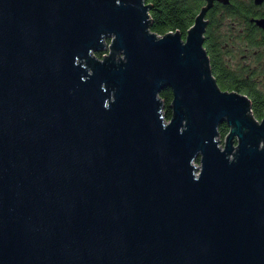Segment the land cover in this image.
<instances>
[{
	"label": "water",
	"instance_id": "1",
	"mask_svg": "<svg viewBox=\"0 0 264 264\" xmlns=\"http://www.w3.org/2000/svg\"><path fill=\"white\" fill-rule=\"evenodd\" d=\"M208 1L184 39L146 0H0V264H264V118Z\"/></svg>",
	"mask_w": 264,
	"mask_h": 264
},
{
	"label": "trees",
	"instance_id": "2",
	"mask_svg": "<svg viewBox=\"0 0 264 264\" xmlns=\"http://www.w3.org/2000/svg\"><path fill=\"white\" fill-rule=\"evenodd\" d=\"M148 4H151V30L159 35H165L169 32H179L185 39L189 29L195 22V19L201 8L205 5L204 0H146ZM221 9L225 10L221 14L220 11L215 15L214 23H221V20L227 17H236L238 14L236 9L230 6H221ZM221 19V20H220ZM216 20V22H215ZM214 33L213 38L216 37ZM245 40L250 44L254 41L252 31L248 33ZM209 56L212 58V70L214 76L217 78L218 84L223 90H235L241 93L247 94L252 100L253 113L257 119L262 120L264 118V92L260 90L256 82L252 78H248L245 75H240L238 72L230 69L227 65V61L224 58L222 48L213 45L211 48L207 42L204 44ZM107 53L99 52L97 56L102 58ZM161 97L165 102L164 112L167 119L172 117L171 104L173 101V91L171 88H165L161 92ZM230 128L227 123L220 126L221 137L225 139L229 133ZM200 162V158L197 159Z\"/></svg>",
	"mask_w": 264,
	"mask_h": 264
},
{
	"label": "flooded vegetation",
	"instance_id": "3",
	"mask_svg": "<svg viewBox=\"0 0 264 264\" xmlns=\"http://www.w3.org/2000/svg\"><path fill=\"white\" fill-rule=\"evenodd\" d=\"M204 1L205 5L201 8V10L209 3L208 0ZM221 6L233 7L236 9L235 11L238 12L235 17L236 20L232 22V27L236 29L237 32L235 38L233 36H228L229 38L224 40V36L218 34L221 23L215 24L213 18L215 15H221L225 12V10L220 8ZM219 10L223 12L218 14ZM228 18L233 17L230 16ZM224 19H222V21ZM206 20L208 23L205 33V42H207L211 48L213 45L222 48L228 67L238 72L240 75L252 78L254 81L264 80V26L258 22L264 21V0H214L212 7L206 14ZM250 31H252L254 36L252 44L245 40ZM214 33L218 36L213 38ZM229 33H232V31ZM236 50L243 53L242 58L251 55L254 59H256V61L252 64H248L250 67L246 65L247 67L244 68V65L241 63L236 64L237 66L234 68L232 61L234 51ZM226 55L229 56L226 58ZM209 57L210 63H212V58L211 56Z\"/></svg>",
	"mask_w": 264,
	"mask_h": 264
},
{
	"label": "rangeland",
	"instance_id": "4",
	"mask_svg": "<svg viewBox=\"0 0 264 264\" xmlns=\"http://www.w3.org/2000/svg\"><path fill=\"white\" fill-rule=\"evenodd\" d=\"M236 19L235 17L233 18H228L226 17L223 21L221 20V24H220V28H219V32L218 34H221L224 36V40H226L227 38H229L228 36H233L235 38V36L237 35L236 29H234L232 27V22H234ZM230 31H232V33H229ZM238 41V40H236ZM109 42V40H108ZM244 52V51H243ZM242 54L241 52H238L237 50L234 51V55H233V61L232 64L234 66V68L237 66L236 64H243L244 68H246L248 64H252L253 62L256 61V59H254L253 56H248V57H243L242 58ZM229 55H226L225 57L227 58ZM231 64V65H232ZM250 67V65H248ZM257 86L264 91V80H258L255 81ZM225 139L221 138V143L224 145ZM195 166L198 168V170L200 169V162H198L197 160L195 161Z\"/></svg>",
	"mask_w": 264,
	"mask_h": 264
},
{
	"label": "built area",
	"instance_id": "5",
	"mask_svg": "<svg viewBox=\"0 0 264 264\" xmlns=\"http://www.w3.org/2000/svg\"><path fill=\"white\" fill-rule=\"evenodd\" d=\"M106 54V53H105Z\"/></svg>",
	"mask_w": 264,
	"mask_h": 264
}]
</instances>
